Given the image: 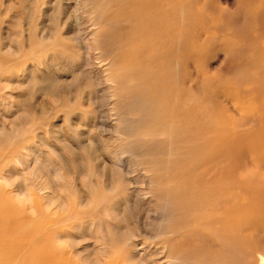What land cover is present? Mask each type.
<instances>
[{"label": "rangeland", "instance_id": "obj_1", "mask_svg": "<svg viewBox=\"0 0 264 264\" xmlns=\"http://www.w3.org/2000/svg\"><path fill=\"white\" fill-rule=\"evenodd\" d=\"M102 1L0 0V202L6 198L10 220L66 264H166L160 240L176 219L152 193L135 200L132 182L150 183L151 165L139 150L149 137L137 99L113 96L132 84L113 78L99 20L120 9ZM216 1L223 16L202 10L190 22L203 52L188 69L215 75L213 95L229 113L252 119L232 92L246 76L240 63L249 62L229 63L226 51L264 36L262 18L249 15L259 2ZM89 39H97L91 53L103 63L85 59ZM109 102L117 107L112 115ZM243 129L261 133L249 123Z\"/></svg>", "mask_w": 264, "mask_h": 264}, {"label": "bare ground", "instance_id": "obj_2", "mask_svg": "<svg viewBox=\"0 0 264 264\" xmlns=\"http://www.w3.org/2000/svg\"><path fill=\"white\" fill-rule=\"evenodd\" d=\"M102 2L106 9L110 3L120 9L117 16L105 12L99 20L112 54L109 63L116 67L113 78L132 84L113 96L137 99L138 124L149 137L139 150L151 165L145 168L151 172L150 183L146 188L138 178L131 189L135 200L145 202L150 193L165 200V212L176 219L160 240L164 263L264 264V36L247 37L245 46L226 51L229 63L247 60L251 66L240 63L238 70L246 76L237 79L232 92L253 116L237 117L213 95L215 75L188 69L189 61L197 62L203 52L190 35L196 30L191 23L201 20L202 10L221 16L216 0ZM258 2L256 13L249 15L261 17L264 26V0ZM90 41L83 45L85 59L92 63L96 44ZM116 108L110 105L111 115ZM247 123L261 133L244 131ZM2 200L0 264H66L50 257L48 245L31 230H20L21 224L10 220L11 203Z\"/></svg>", "mask_w": 264, "mask_h": 264}]
</instances>
